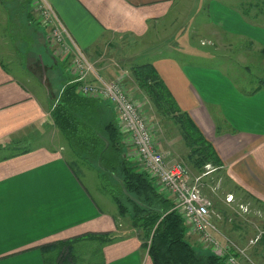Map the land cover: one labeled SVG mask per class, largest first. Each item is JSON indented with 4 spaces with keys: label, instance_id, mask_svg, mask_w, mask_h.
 <instances>
[{
    "label": "crops",
    "instance_id": "0c3cea01",
    "mask_svg": "<svg viewBox=\"0 0 264 264\" xmlns=\"http://www.w3.org/2000/svg\"><path fill=\"white\" fill-rule=\"evenodd\" d=\"M50 1L74 40L104 77L126 76L129 63L136 61V54L139 55L136 48L128 53L131 55L125 52L122 56L124 49L116 43L131 37L143 43L145 53L149 52L146 57L153 58L152 62L179 105L190 113L224 162L223 168L210 170L202 181L205 193L213 201L207 189L215 185H210L214 183V171L219 178L222 173L233 187L227 193L234 196L231 202L225 199L221 206L214 201L226 217L220 221L221 230L246 247L247 264H264V235L254 245L249 244L251 238L239 241L241 234L227 221L236 196L242 200L237 203L238 209L235 208L239 214L250 210L243 202L249 199L255 201L256 212L264 214V89L246 94L242 90L244 85L237 81L240 76L246 78L242 69L250 68L248 64L237 65L240 56L248 60L249 41L253 43L252 49L264 48V26L249 21L228 1L213 0L206 5L211 27L218 32L213 36L224 34V41L219 38L218 41L235 54L226 59L235 73L238 72L234 75L221 67L155 55L165 48L183 50L177 41L178 36L187 32L183 30L185 25L179 22L183 19L182 13L176 11L180 0ZM10 2L13 1H6L5 9L7 19L11 18L9 23H19L25 29L21 41L26 39L35 51L27 64L22 65L29 72L27 79L14 74L0 59V264H48L44 252L47 248L74 239V245L67 249L70 259L65 264L79 261L88 264L87 260H92L89 264H153L138 234L119 232L117 211L105 208L96 200L69 163L63 152L64 145L58 147L53 143L52 132H57L58 128L50 112L63 87L73 77L70 75L65 85L55 78V70L60 66L57 60L61 58L48 45L46 30L33 11L28 21L27 13L11 10ZM212 51L216 53V46ZM118 61L123 68L127 67L123 73ZM61 64L66 70L63 60ZM114 65L119 72H115ZM42 85L47 86L48 92ZM54 85L59 88L57 94ZM155 141L157 148L169 155L167 161L173 163L179 159L163 140ZM25 142H34V145ZM9 147L21 150L4 155L3 149ZM191 172L199 176L192 169ZM103 233H110L114 240L86 238ZM189 236L193 244L200 246L195 235L189 233ZM50 254L55 260L60 253Z\"/></svg>",
    "mask_w": 264,
    "mask_h": 264
},
{
    "label": "trees",
    "instance_id": "16d2710c",
    "mask_svg": "<svg viewBox=\"0 0 264 264\" xmlns=\"http://www.w3.org/2000/svg\"><path fill=\"white\" fill-rule=\"evenodd\" d=\"M6 1L0 0L3 4ZM9 1H17L15 13H27L30 20L33 16V0ZM237 8L249 21L264 26V0H242ZM253 9H256L254 13ZM249 42L248 48L253 45L252 41ZM257 50L263 56L264 63V48ZM128 70L133 84L143 92L156 113L178 127L188 149L187 163L195 174L204 178L210 170L223 168L224 162L216 147L206 138L190 113L179 105L154 63L133 61L129 63ZM252 85L249 90L242 86L244 93L254 94L264 89V71ZM78 88L79 83L68 82L50 112L52 122L68 143L74 171L77 172L73 165L83 170L80 164L97 168L117 205L118 213L129 218L130 224L139 229L138 236L153 264H226L225 258L210 250L203 248L210 251L204 254L196 249L188 235V226L175 207L174 199L159 190L148 173L140 170L129 157L116 115H112L104 101L84 96L78 92ZM86 238H102L105 242L114 240L110 233L89 235ZM74 240L52 245L49 247L52 250L47 248L44 252H59L58 257L51 260L53 264H65L70 259L67 249L74 245Z\"/></svg>",
    "mask_w": 264,
    "mask_h": 264
},
{
    "label": "rangeland",
    "instance_id": "374dc122",
    "mask_svg": "<svg viewBox=\"0 0 264 264\" xmlns=\"http://www.w3.org/2000/svg\"><path fill=\"white\" fill-rule=\"evenodd\" d=\"M212 1L213 0H180L178 1L176 11L181 12L183 16L182 21L180 20L179 22L180 24L183 23V25H185L183 30L187 31L177 37V41H179L178 47L182 48L183 50L178 51L174 49L165 48L163 49L162 53H156L155 55H160V54H163L165 56L169 55V56H172L173 58H177L179 61H182V62H191V63L194 62V63L210 65L214 67H221V68L228 70L229 73L238 75V72L235 73L234 71L235 69H233L232 66L226 62L227 58L235 54L232 53V51L228 50V47L221 45V43L218 41L219 39L224 41V38H225L224 34L220 33L221 34V36L219 35L220 37L213 36L214 34H217L218 32L211 27L208 13L206 10V5L210 4V2ZM225 1L230 2L232 6L235 5L236 7H237V4H240L242 2V0H225ZM199 3H201L200 4L201 8L197 6ZM10 6H11V10L12 9L14 10L16 7H18V3L16 1L10 2ZM6 8H7L6 4H3L0 2V59L6 63V66L10 67L11 71L14 74H16L22 79H27L29 72L27 69H24L23 66L27 64L28 58L34 56L35 50L31 49L26 39L21 41L23 35L26 33L25 29L22 28V26L19 23L18 24L9 23V20L11 18L7 19L8 15L5 13ZM198 11L200 12L198 13ZM255 11L256 9H253V13ZM14 21H16V19H14ZM174 28L175 27H173V29ZM170 29H172V27ZM183 30L181 32H183ZM215 38L217 39V42ZM211 40H213L215 44H213ZM233 41L236 42L234 39ZM139 43L140 42L134 40V38L131 37L130 39H126L123 42H118L115 45H117V47L124 49V53L122 54V56H125V52H127L128 54L129 52H133L137 48L139 55L136 54L137 60L136 59L134 60L138 62H152L153 58H151L150 56L149 58L146 57L149 53V52L147 54L145 53L146 47L142 45L143 43L142 44H139ZM214 45L217 48L216 53L212 51L213 49H215ZM164 47L166 46L164 45ZM41 49H44L43 45H41ZM238 49H241V48H238ZM241 52L243 51L241 50L240 53ZM246 53H248L247 54L249 57L248 60L240 56V59L237 61V65H240L241 63L248 64L250 68L249 70L247 68H243L242 71L244 70L246 72L245 74L246 78L241 79V76H240L239 77L240 80L237 79V81L241 82V85H244L243 86L244 89L249 90L252 88V86H254L252 85L253 81L259 78L263 74V71H264L263 64L264 63L262 59L263 56L259 53V50H257V48L252 49L250 47L249 52H246ZM237 54L238 53H236V55ZM128 55H131V54H128ZM208 56L214 57V58H209ZM61 60L60 59L57 60L59 61L60 66L57 67V71L55 70L56 72L55 78L57 77V79L61 81V84L65 85L67 82V78L70 76V73L67 71V68L66 70L65 68H63L61 64ZM121 60H126L128 62L129 59H121ZM119 63H118L119 66L122 67L121 62ZM124 68L127 70V67H124ZM124 68L123 70L121 69L122 73L125 70ZM114 69H115V72H119L116 70L115 65H114ZM105 77L107 79L110 78L107 76ZM55 78L51 79V81L54 83L56 82ZM121 79L124 81V83L126 84V87L130 91V93L133 95V97L138 101L140 108L143 114L145 115L148 121V124L150 125V128L152 129L155 135V139L163 140L164 143H166L165 145L168 146V149L170 150L172 154L174 153L180 156L179 159L177 158L174 161L183 162L191 170L192 168L187 163V159H186L188 149L180 134L178 127L171 120L162 118L156 113L151 103L147 100L145 96L141 94V92L135 86V84H133V80L131 78L129 70L127 71L126 76L122 77ZM43 88L45 92H48L47 86L46 88L45 86H43ZM53 90H54V93L57 94L59 91V88L54 85ZM106 104L107 103L105 102L106 108L111 109L112 115L114 116L116 115L117 117V113L114 107L110 104L109 105H106ZM218 129L220 130V125H218ZM52 134H53L52 139L54 140L53 141L54 144H56L58 147L61 145H64L65 149L63 150V152L66 155L69 163L71 164V162L73 161V158L70 157L68 143L66 142L64 136L59 130H57V132H54V133L52 132ZM25 143L34 145V142L33 143L25 142ZM3 150L4 151L2 152L4 153V155H6V154H11L13 152H19L21 149L9 147ZM132 150H134L133 147L127 146L129 157H131L137 163L138 168L140 170H143L141 163L138 162L139 161L138 156ZM162 153L164 154L166 159H169V155L167 156L164 153V151H162ZM80 165H81V169L83 170H80V168L77 165L76 166L73 165V166L76 169L77 174L80 177L81 181L89 189L90 193L96 198V200L103 203L105 205V208H111L117 211V214L119 215V218H120L118 221V229L120 230L119 232L123 235L139 234V229H137L136 227L130 224L129 218L122 217L118 213L117 205L115 204L110 192L106 189L105 181H103L104 179L99 176L97 168L87 167L82 164ZM193 172L196 173L194 170ZM213 173L215 175L214 180H213L214 183L210 185H214V184L215 185L212 187H209L207 189V192L209 194L211 193L212 196L214 197V201H216L222 206L224 205L225 199H227L226 196H227L228 191H231L233 187L230 185V183L228 184L226 182V177L224 175L222 176V173L219 174L220 178L217 177V175L215 174L217 173V171H214ZM235 199H236V202H233V207L228 213L227 221H229L228 220L229 217H232V221H229V223H232L230 225L235 231H238V233L241 234V237L244 240L247 238L249 240L250 238L256 237L264 230V224H262L264 223V214H262L261 212H256V209H255L256 204L254 203L255 201L253 200L249 201L250 199L249 200L247 199L248 201H243L245 204L249 205L250 210L239 214L235 210V208H237V203L240 204L242 200H239L237 196L235 197ZM240 207H242L243 209H246L243 206H240ZM188 235H189V232H188ZM200 246L196 245V249L199 252L204 253V254L210 253V251L204 250L203 247L202 246L200 247ZM97 251L98 249L95 248L94 252L97 253ZM46 256H47L46 258L47 263L53 264V260H51L52 258L51 254L46 253ZM91 261L92 260H87L86 262L89 264ZM78 264H82V262L79 261Z\"/></svg>",
    "mask_w": 264,
    "mask_h": 264
},
{
    "label": "built area",
    "instance_id": "2783aa9c",
    "mask_svg": "<svg viewBox=\"0 0 264 264\" xmlns=\"http://www.w3.org/2000/svg\"><path fill=\"white\" fill-rule=\"evenodd\" d=\"M31 7L36 20L46 30L48 45L64 61L73 77L70 82L79 83L80 94L108 102L114 107L127 146L133 147L132 151L139 161L136 160L154 180L157 188L174 199L189 233L197 237L204 249L225 258L226 264H245L242 257L248 258L247 249L221 230L220 221L226 217L205 193L203 177L194 176L183 162L166 160L157 148L154 133L138 101L124 81L121 78L107 79L101 75L93 60L74 40L50 0H33ZM233 199L232 194L227 196L228 202ZM228 220H232V217ZM263 233L251 238L249 244L259 242Z\"/></svg>",
    "mask_w": 264,
    "mask_h": 264
}]
</instances>
